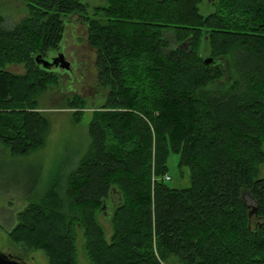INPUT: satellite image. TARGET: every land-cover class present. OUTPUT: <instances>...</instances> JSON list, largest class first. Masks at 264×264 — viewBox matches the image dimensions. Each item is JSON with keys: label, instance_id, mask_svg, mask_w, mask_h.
Wrapping results in <instances>:
<instances>
[{"label": "trees", "instance_id": "obj_1", "mask_svg": "<svg viewBox=\"0 0 264 264\" xmlns=\"http://www.w3.org/2000/svg\"><path fill=\"white\" fill-rule=\"evenodd\" d=\"M105 1L108 24L85 23L109 89L89 125L91 148L65 183L57 173L43 193L28 192L9 241L44 251L48 264H81L79 233L88 264H162L170 256L264 264V226L251 228L242 198L249 193L254 216L264 219V0H220L205 16L203 0ZM29 7L30 17L12 28L0 16V147L12 158L42 148L50 128L36 98L58 75L36 56L61 50L67 18L86 12L82 0ZM227 60L237 79L211 89L226 77ZM12 65L26 74L11 73ZM171 150L189 170V187L163 179ZM108 204L109 238L100 222Z\"/></svg>", "mask_w": 264, "mask_h": 264}, {"label": "rangeland", "instance_id": "obj_2", "mask_svg": "<svg viewBox=\"0 0 264 264\" xmlns=\"http://www.w3.org/2000/svg\"><path fill=\"white\" fill-rule=\"evenodd\" d=\"M219 1L203 0L199 4L200 13L205 16L216 12ZM82 2L86 6V12L82 16L72 15L67 18L62 48L57 51L66 56L71 63V70L56 72L57 84L48 85L45 92L36 98L37 111L47 118L50 124L44 146L29 156L20 158H12L9 154H4L2 150L5 148L0 147V253L18 255L24 259L25 264H48V258L42 250L29 251L9 241L8 228L14 222L13 217L16 220L17 214L31 203L30 191L32 196L34 193H43L57 173L63 175L65 183L72 171L80 164L92 145L89 125L95 114L105 106L109 94V89L104 88L99 82L95 67L96 51L87 43L85 24L87 18H90L101 25H107L108 19L102 8L108 7V4L105 0H82ZM29 3L30 0H0V16L4 19L5 27L12 28L29 18ZM169 45L171 50L177 46L173 39ZM199 52L204 59H207L211 53L202 45ZM49 56L50 54L47 57ZM227 65L226 77L214 83L211 89L227 90L230 83L237 79L229 60ZM7 70L20 76L27 72L24 65L8 66ZM81 104L83 106L79 107ZM238 154L236 153L237 157ZM180 161V155L171 150L167 163V174L171 180L167 184L174 189L190 186L189 170L181 169ZM259 178H264V162L259 165ZM242 198L250 210L255 207L249 193L245 191ZM111 209L109 207L100 215V222L108 238L112 232ZM251 228L255 229L254 223ZM84 244L85 239L79 233L78 259L81 264H88ZM162 264L182 263L178 257L170 256Z\"/></svg>", "mask_w": 264, "mask_h": 264}, {"label": "water", "instance_id": "obj_3", "mask_svg": "<svg viewBox=\"0 0 264 264\" xmlns=\"http://www.w3.org/2000/svg\"><path fill=\"white\" fill-rule=\"evenodd\" d=\"M35 62L45 71L69 72L71 70V63L66 59V56L64 54H60L57 52L50 53L49 57H43L42 55H38L35 58ZM212 62H214V59L212 58H208L205 60L206 65H210ZM105 207L106 205L103 207V210H105ZM253 211L254 209L249 211V217L251 216ZM0 264H21V263L19 262V259H17L16 257L0 253Z\"/></svg>", "mask_w": 264, "mask_h": 264}, {"label": "flooded vegetation", "instance_id": "obj_4", "mask_svg": "<svg viewBox=\"0 0 264 264\" xmlns=\"http://www.w3.org/2000/svg\"><path fill=\"white\" fill-rule=\"evenodd\" d=\"M67 59V58H66ZM245 203V202H244ZM110 205L111 204H108V205H106V207H105V210H107L109 207H110ZM254 209V208H253ZM249 210H250V208H249ZM254 213H255V209H254V211L252 212V214H251V216H250V225H252V223H254L255 224V229H257V228H261V227H263L264 226V219H261V218H257V217H255L254 216ZM253 215V216H252ZM249 225V226H250ZM13 257H16L17 259H19V262L21 263V264H25V261H24V259L22 258V257H20V256H18V255H14Z\"/></svg>", "mask_w": 264, "mask_h": 264}, {"label": "built area", "instance_id": "obj_5", "mask_svg": "<svg viewBox=\"0 0 264 264\" xmlns=\"http://www.w3.org/2000/svg\"><path fill=\"white\" fill-rule=\"evenodd\" d=\"M165 179H166L167 181H169V180H170V178H169V177H167V176L165 177Z\"/></svg>", "mask_w": 264, "mask_h": 264}]
</instances>
